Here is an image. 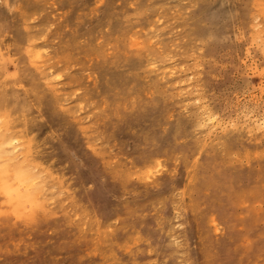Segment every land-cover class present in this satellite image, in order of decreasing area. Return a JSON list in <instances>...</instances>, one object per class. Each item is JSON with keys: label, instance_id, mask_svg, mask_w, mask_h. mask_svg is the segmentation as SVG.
Returning a JSON list of instances; mask_svg holds the SVG:
<instances>
[{"label": "bare ground", "instance_id": "obj_1", "mask_svg": "<svg viewBox=\"0 0 264 264\" xmlns=\"http://www.w3.org/2000/svg\"><path fill=\"white\" fill-rule=\"evenodd\" d=\"M39 1L0 0V243L9 239L10 244L0 251V264H34L27 257L40 254L36 220L53 223L58 232L54 253L45 256L47 264H95L87 259L93 254L103 257L100 264H244L239 256H211L209 248L205 263L198 232L204 233V221L214 212L199 216L187 202L178 212L171 206L174 191L187 195L194 181L209 188L207 203L214 206L217 188L230 187L214 170L216 157L239 147L244 155L251 151L252 126H239L234 119L222 128L217 143L208 142L207 136L224 123L214 99L231 51L245 40L264 64V14L256 6L264 0H177L175 15L168 10L165 20L166 26L173 21L182 25V54L165 45L166 26L161 30L154 25L152 36L163 39L157 52L124 59L116 49L113 57L98 58L97 90L85 95L75 90L71 95L56 81L60 72L51 54L52 34L45 15L40 17L44 8ZM99 1L89 21L92 30L113 26L123 31L147 22L144 0H135L134 9L122 5L128 0ZM165 51L175 58L171 65ZM9 59L16 64L13 73L6 68ZM158 62L169 67L178 96L191 106L194 124L203 133L197 143L179 142L188 129L185 120L163 124V97L145 100L140 95L143 65ZM93 103L104 107L97 129L90 121ZM100 138L120 151L129 147L136 168L112 165L105 158L108 149L97 145ZM176 159L180 176L171 167ZM202 166L212 169L209 181L199 172ZM158 171L162 173L156 178ZM245 195H238L242 214L225 218L233 223L216 245L244 230L250 235L245 263L252 264L264 247V229H254L253 194L248 189ZM211 217L209 223L217 226ZM10 225L16 227L9 230Z\"/></svg>", "mask_w": 264, "mask_h": 264}, {"label": "rangeland", "instance_id": "obj_2", "mask_svg": "<svg viewBox=\"0 0 264 264\" xmlns=\"http://www.w3.org/2000/svg\"><path fill=\"white\" fill-rule=\"evenodd\" d=\"M176 1L144 0V15L147 22L142 27L131 25L123 31H118L113 26L92 30L89 21L100 6L99 0H40L38 3H41L44 8L40 17L45 15L52 34L49 39L51 54L54 56L55 69L60 72L61 76L57 77L58 85L64 87L71 95L74 90L78 95H85L90 91L94 93L97 90L96 81L100 68L98 58L113 57L116 49L122 51L121 57L124 59L132 55L137 57L143 55L144 57L152 53L155 54L157 52L154 51L155 48L162 46L163 39L161 41L158 37H153L151 28L156 25L162 30V27L168 24L165 20L166 15L168 10L175 15L178 8ZM181 4H186V2ZM122 5L133 9L138 6L135 0H128L126 5ZM256 6L258 11L263 9L264 14V1ZM172 7H176V10L174 11ZM35 20V18L32 19V21ZM182 32V25H178L175 21H173L172 27L171 25L166 26L165 45L172 44L173 52L177 54L181 53L186 44V38ZM246 47L247 43L244 40L236 51H231L229 60L223 63V69L218 75L220 87H216L214 100L216 105L222 108L220 113L224 118V123L222 126L218 125L219 127L217 126L216 130L207 136V141L213 144L217 143L219 141L218 134L224 126H230L233 119L239 126L251 125L254 141L249 156L240 153L241 147H239L230 153L224 152L221 157H216L214 170L219 176L230 181V187L228 189L217 188L220 193L212 197L214 206H209L207 203V198H210L209 188L200 187L195 181L190 184L191 188L187 195H183L180 189L174 191V201L171 206L172 212H178L181 203L187 202L188 205H195L199 216L207 211L214 212V215L209 214V221L211 216H214L218 223L217 226L214 222L210 224L206 218L204 233L198 232L202 251L206 252L209 248L211 256L218 254H228L231 257L239 256L244 264H246L245 250L249 246L248 238L250 237L244 230L238 231L236 237H230L225 245L217 247L216 244L224 241L220 239L224 237L226 229L233 223L226 222L225 218L228 216L235 220L238 215L242 214L243 207L238 195L239 192L245 195L248 189L253 194L250 199L253 227L256 231L264 229V64L259 53L256 54L252 48L247 49ZM165 52V58L168 61L166 63L171 65L175 58L171 52ZM6 68L9 73H13L16 70L15 62L9 59ZM169 73V67L164 68L162 62L144 64L141 71V85L138 86V89L141 87L140 95L145 100H152L155 96L163 97L166 101V109L162 114L163 124L168 125L179 118L185 120V124L188 123V129L183 133L179 142L197 143L198 136H202L203 133H200V127L195 126V116L190 111L191 106L186 105L178 96L179 85H172ZM88 108H90L92 127L97 129L104 116L103 103H93ZM97 145L108 149L109 152H105V158L112 165L116 164L122 169L136 168L134 165L138 163L131 155L129 147L120 151L116 147L106 144L101 138L97 140ZM189 155L192 160L194 156L190 153ZM174 161V165L171 167H175L173 172L180 176V172L177 170V167L180 166L179 159ZM167 167H163L164 170H167ZM199 172L209 181L212 169L202 166ZM161 173L158 171L155 177H160ZM150 180L152 177L147 181ZM218 196L220 200L217 203ZM163 207V205H159L158 208L162 209ZM222 210L226 212L225 216ZM35 222L40 227L39 234L35 237L36 247L40 254L39 257L28 255L27 258L30 261H35L34 264H47L45 256L54 253L58 232L51 222L40 223L38 220ZM176 226H179L178 223ZM15 227L10 225L9 230ZM17 238H20L19 234ZM8 241L9 239L0 243V251H7L10 248ZM21 254L24 257L25 254ZM207 256L206 253L202 256L205 263H207ZM87 259L95 264H100L104 260L100 254L90 255ZM219 262L217 260L215 264H219ZM251 262L252 264H264V247L259 250V254L254 255ZM220 264L235 263L227 261L220 262Z\"/></svg>", "mask_w": 264, "mask_h": 264}]
</instances>
